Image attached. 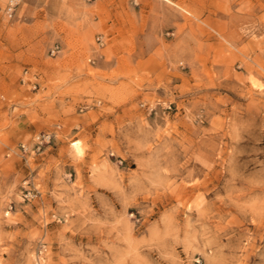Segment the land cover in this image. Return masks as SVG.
Returning a JSON list of instances; mask_svg holds the SVG:
<instances>
[{"label":"rangeland","instance_id":"rangeland-1","mask_svg":"<svg viewBox=\"0 0 264 264\" xmlns=\"http://www.w3.org/2000/svg\"><path fill=\"white\" fill-rule=\"evenodd\" d=\"M8 3L0 264H264V0Z\"/></svg>","mask_w":264,"mask_h":264},{"label":"built area","instance_id":"built-area-1","mask_svg":"<svg viewBox=\"0 0 264 264\" xmlns=\"http://www.w3.org/2000/svg\"><path fill=\"white\" fill-rule=\"evenodd\" d=\"M17 3V0H9V3H8V10H12L14 8V6L16 5ZM49 137V136H47Z\"/></svg>","mask_w":264,"mask_h":264},{"label":"bare ground","instance_id":"bare-ground-1","mask_svg":"<svg viewBox=\"0 0 264 264\" xmlns=\"http://www.w3.org/2000/svg\"><path fill=\"white\" fill-rule=\"evenodd\" d=\"M77 143V141L74 142V144ZM79 150V149H78Z\"/></svg>","mask_w":264,"mask_h":264}]
</instances>
